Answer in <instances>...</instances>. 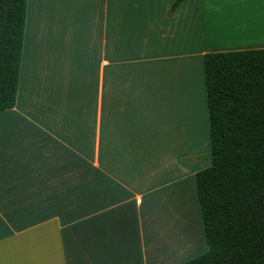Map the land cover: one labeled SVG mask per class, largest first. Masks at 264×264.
Listing matches in <instances>:
<instances>
[{
	"label": "crops",
	"instance_id": "0c3cea01",
	"mask_svg": "<svg viewBox=\"0 0 264 264\" xmlns=\"http://www.w3.org/2000/svg\"><path fill=\"white\" fill-rule=\"evenodd\" d=\"M27 0L0 111V264H183L208 250L203 58L264 49V0Z\"/></svg>",
	"mask_w": 264,
	"mask_h": 264
},
{
	"label": "trees",
	"instance_id": "16d2710c",
	"mask_svg": "<svg viewBox=\"0 0 264 264\" xmlns=\"http://www.w3.org/2000/svg\"><path fill=\"white\" fill-rule=\"evenodd\" d=\"M26 6L0 0V111L16 102ZM203 67L210 165L195 183L208 250L183 264H264V49L207 53Z\"/></svg>",
	"mask_w": 264,
	"mask_h": 264
},
{
	"label": "rangeland",
	"instance_id": "374dc122",
	"mask_svg": "<svg viewBox=\"0 0 264 264\" xmlns=\"http://www.w3.org/2000/svg\"><path fill=\"white\" fill-rule=\"evenodd\" d=\"M24 32H25V29H24ZM208 153H209V152H208ZM208 153L201 155V159H200V160H201V161H206V162L210 163V162L206 159ZM208 166H209V165H207V167H208ZM207 167H206V168H207Z\"/></svg>",
	"mask_w": 264,
	"mask_h": 264
}]
</instances>
